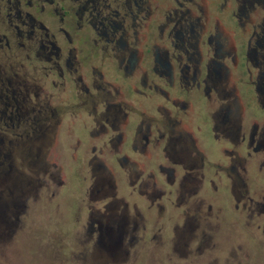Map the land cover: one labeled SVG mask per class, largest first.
<instances>
[{"label":"flooded vegetation","instance_id":"af4514ba","mask_svg":"<svg viewBox=\"0 0 264 264\" xmlns=\"http://www.w3.org/2000/svg\"><path fill=\"white\" fill-rule=\"evenodd\" d=\"M34 182L90 264H264V0H0V212Z\"/></svg>","mask_w":264,"mask_h":264},{"label":"rangeland","instance_id":"374dc122","mask_svg":"<svg viewBox=\"0 0 264 264\" xmlns=\"http://www.w3.org/2000/svg\"><path fill=\"white\" fill-rule=\"evenodd\" d=\"M28 173L35 181V173ZM69 184L52 201L43 189L35 203L34 182L19 213L0 212V264H90L85 260L89 246L79 241L80 229L69 223ZM142 259L135 264L150 263L148 255Z\"/></svg>","mask_w":264,"mask_h":264}]
</instances>
